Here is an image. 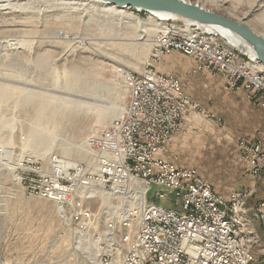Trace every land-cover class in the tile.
<instances>
[{
  "label": "built area",
  "instance_id": "obj_1",
  "mask_svg": "<svg viewBox=\"0 0 264 264\" xmlns=\"http://www.w3.org/2000/svg\"><path fill=\"white\" fill-rule=\"evenodd\" d=\"M175 27L210 30L181 19ZM156 39L155 59L184 54L194 61L193 75L223 78L229 91H244L264 111V75L253 67L212 53L211 44L195 38L170 39L169 31L160 29ZM214 43L231 44L218 35ZM144 77H154L155 87L124 74L126 102L106 127L89 137L84 160L60 153L32 155L22 134L9 150L0 145V223L17 197L39 198L52 202L71 227V254L84 264H233V257H240V240L219 222L217 228L198 224V216L228 218L225 195L214 199V193L204 190L206 179L195 167H188L186 175L171 176V169L180 166L172 155L174 139L192 113L204 112L177 75L150 67ZM158 81H166V88H158ZM239 146L251 178L264 157V130ZM189 180H196L199 190H191ZM158 184H167V192L155 193ZM193 192H200V199H193ZM200 200H207V208H199ZM210 203H218L219 212H210ZM171 206H178V213H171ZM112 208L111 219H104V211ZM124 218H131V226H124ZM106 220H115L114 233L105 232ZM83 242L91 243L95 262Z\"/></svg>",
  "mask_w": 264,
  "mask_h": 264
},
{
  "label": "rangeland",
  "instance_id": "obj_2",
  "mask_svg": "<svg viewBox=\"0 0 264 264\" xmlns=\"http://www.w3.org/2000/svg\"><path fill=\"white\" fill-rule=\"evenodd\" d=\"M225 2L224 7L217 8L210 3H205L204 5L192 0V3L203 5L202 7L207 10L239 21L245 20L247 24L252 22V26L264 30L262 24L264 0H225ZM231 4L238 6V8L233 9L234 12H230L232 11ZM254 5L256 6L253 7ZM250 8L254 9V11L248 12ZM125 11L128 14L138 16L140 19L158 24L156 21H149L150 15L147 12L135 9H125ZM27 15L29 16V14ZM28 19L29 22L26 20V25L24 24V26L26 27L25 31L29 30L31 38H26L25 47L17 51L20 56L27 59L25 67H19L17 59L8 58L6 55L7 52L13 53L14 50L9 47L5 51L0 50V82L10 86L8 87L11 90L10 93L13 92V96H8L10 103L7 102L6 106L4 105L7 109H5V112L8 113L7 118L12 120V144L17 140L19 134L25 135L29 140V122L36 116L35 108L39 98L35 95L38 93L52 94L60 90L67 82L69 84L71 80L68 76H65L64 72L69 71L72 67H81L83 69V73L88 78L84 86L89 90L86 93L64 90L63 95L92 96L90 102L99 110H116L118 106L123 104L122 109L126 102L127 92L126 96L118 95L115 91V84L122 82L125 71L129 72L128 76L132 74L142 76L143 71L150 67L166 74L177 75L183 88L189 93L190 97L192 96V99L195 96V99L199 100L198 98H200L204 102L211 100L212 96L218 98V96L223 95V92L220 93L223 78L212 77L206 73L200 76L193 75L194 61L190 57L179 52H173L170 55L155 59L153 55L156 53V44L154 45V42L152 46H148L144 50H133L130 48L128 41H115L117 37H125L127 39L132 38L135 34L133 28H122L123 25H121L120 18L116 14L109 15L100 12L97 7L80 5L75 6L70 11L66 9L48 12L40 11V14ZM166 24L161 25V31ZM25 27L22 28L25 29ZM54 31L64 32L65 36L57 38L55 34H52ZM156 37L157 35L153 39H156ZM140 43L143 42L140 41ZM226 45L232 47L228 43ZM239 52L241 53V51ZM65 53H67L66 56ZM97 53L109 55L112 61L101 59ZM38 55L48 58L45 65L40 68L35 66ZM262 67L264 68L263 65ZM48 71L52 78L56 76L58 80L44 78L43 75L48 74ZM15 73L16 75L21 74L27 82L21 84L19 82L23 79L9 76ZM51 82H57L59 89L50 87ZM214 82L216 85L213 86ZM23 89L35 91L34 98ZM236 96L247 95L242 91ZM123 97H125L124 101ZM196 102L199 103V101ZM49 107L51 108L52 106ZM257 110L260 109L258 108ZM260 111V114L264 115V111ZM56 127L57 129L54 130L56 133L55 145L46 156H41L43 158H46L51 153H60L66 159L84 160L85 157H79L78 154L82 153L85 155L87 139L104 128L102 125L91 121L83 125L84 130L81 134L83 136H78L76 134V126L70 122L64 120ZM221 127L213 122L207 125L208 132L214 131L217 140L222 139L220 142H223L225 146L224 158H221L224 160L223 164H217L214 168L205 172V177L195 168L214 189L217 188L216 191L218 190L220 194L225 195L224 198L226 200L234 198L229 196L233 190L229 193V190L225 192L223 187H220L222 184L219 181L220 178H223V175H220V170L221 173L235 179L230 187L236 190L235 197L239 194H242L243 198L246 197L250 222L248 233H251L254 238L256 236L253 252L257 264H264V168L258 178L252 176L250 178L247 162L240 151V138L233 130L220 132ZM263 130L264 128H259L250 137L243 136V138L251 142ZM217 144H219V141H217ZM64 145L70 147L71 152L65 153ZM6 147L9 150L11 146ZM217 160L220 161L219 153L217 154ZM249 182H253L254 186L248 187ZM156 202L160 203L157 200ZM171 208L178 210V207L175 206H171ZM111 211H114V208ZM108 212L110 211H104V219H111V216H107ZM7 213L6 218L0 223V264H84L80 258L72 255L75 253L72 252L71 227L62 220L52 202L20 196L12 202ZM124 226H131V218H124ZM106 227L112 228L113 232H115V220H106L105 232H107ZM82 247L89 255L95 254L97 259V253L92 252L90 242H83ZM96 259L93 261L95 262Z\"/></svg>",
  "mask_w": 264,
  "mask_h": 264
},
{
  "label": "bare ground",
  "instance_id": "obj_3",
  "mask_svg": "<svg viewBox=\"0 0 264 264\" xmlns=\"http://www.w3.org/2000/svg\"><path fill=\"white\" fill-rule=\"evenodd\" d=\"M184 1L192 3V0H184ZM196 2L204 5L205 3H210L211 5L216 6L217 8L224 7L225 6L224 4L226 3L225 0H196ZM80 5H84V6L87 5L94 8L97 7V9L99 8L100 12L107 13L109 15L116 14L120 18L119 20L121 25L126 26V27L122 26L123 29L133 28L135 34L132 38L126 39L125 37L124 38L117 37L115 39V41L116 40L128 41L129 45L131 46L130 48H132L133 50L135 49L144 50V48H147L148 46H152L153 42L154 45L155 44L157 45V39H153V37H155L158 34V32L161 29V25L167 23L165 26L162 27V31H169L170 39L190 40V38H195L197 41L202 42L204 44H211L212 53L224 54L226 57H228V60L232 62H242L246 64L247 67H253V72H260L261 75H264V68L262 67L261 64H259L258 59L256 57H253V55L243 52L242 50H239L241 51L240 53L239 51H236L238 50L237 48L227 46L226 43L225 44L214 43L217 41V35L211 30H190L189 27H175V23L177 20L179 19L188 20V19L185 18L183 19L171 13L148 11L147 13L150 15L149 21H156L158 23L156 24L154 22H148L147 20L140 19L138 16L128 14L124 8L110 6L101 0H0V50L5 51L7 50V47L14 50L15 52L14 51L13 53L7 52L6 55L8 56V58L9 57L13 59L15 58L14 60L17 59L16 61L19 67L22 68L25 67V62L27 61V59L25 57L20 56L17 53L19 49H23L25 47L24 45V42H26L25 39L31 38L29 34V30L25 31L26 30V27L24 26L25 21L26 20L28 21L29 20L28 18H33V16L40 14V11L48 12V11H55L61 9H66L67 11H70V9H73L75 6H80ZM199 6L202 7L203 5H199ZM255 6L256 5H254L253 7ZM230 7L232 8V11L230 12H234L233 9L238 8V6L233 4H231ZM253 11L254 9L250 8L248 12H253ZM27 14H29V16ZM196 24L202 26L201 23H196ZM248 24L249 26H252L251 25L252 22L251 24L250 23ZM262 24L264 26V18ZM22 27H25V29H23ZM214 27L217 29H221L226 34L227 36L226 38H228V36H232L233 38L240 40L246 48L251 47L249 46V44L244 42L239 36H237L232 31L219 26H214ZM252 27L258 33L264 36V30H260L255 26ZM52 34L53 35L55 34L57 38H63L65 36L64 32H59V31H54ZM231 40L234 41L233 39ZM140 41H142L143 43H140ZM66 55L67 53H65V56ZM97 55L101 57V59L103 58V60L105 59L108 61H112V58L109 55H108L109 57L104 53H100V54L97 53ZM42 56L43 55L40 56L38 55L35 61L36 62L35 66L37 67L39 66V68L43 67L48 59ZM84 58L88 59L87 57ZM64 73L65 76L66 77L68 76V78L71 81L69 82V84H67L68 82L67 83L65 82L66 83L65 86L61 87L60 90L52 94H43V93L36 94V92L33 90L23 89L26 92H28L30 95H32L33 98L35 94H36L35 96L39 97L35 108L36 116H34V118L29 122V129H28L29 130L28 148L31 151L32 155L35 154V156L44 157L48 154L50 149L55 145L54 142H56L55 141L56 133L54 130L57 129L56 126L60 124L62 121L65 120L67 122H70L72 125H75L76 134H78V136H83L81 135L84 130L83 125L92 121L102 125L103 127H106L111 122V120L119 114L121 107L123 105L122 104L121 106H118L116 110H99L94 106L93 103L90 102V98L92 96H78V94L77 96H64L63 95L64 90L75 91L78 93H86L89 90L86 89V86H84V83H87L86 80L88 78L87 75L83 73V69H81V67L80 68L72 67L69 71H66ZM20 75L21 74L16 75L15 73V74H10L9 76L10 77L15 76V78L23 79L22 75L21 76ZM43 76L44 78H49L52 80L57 79L56 76L52 78L51 75L49 74V71L48 74H44ZM130 76H135L136 81H143L144 87H155L154 77H144L143 79V75L139 76V74L138 75L132 74ZM26 82L27 80L23 79L19 83L25 84ZM122 82L120 81L119 83L117 82L115 84V91L118 95L126 96L125 85H123L124 83ZM51 83L52 84L50 85V87L54 89L58 88L57 82L56 83L51 82ZM8 87L10 86L4 84L3 82H0V145H3L4 147L12 145L11 143L12 120L7 118L8 113L5 112L7 110L5 107L6 103L9 102L8 96H13V92L10 93L11 90ZM158 88H166V81H158ZM37 97L35 98L37 99ZM124 100L125 97H123V101ZM31 101L33 100L31 99ZM13 104L16 105L15 102H13ZM49 106L52 107L50 108ZM63 148H65V150L63 149L65 153L68 154L69 152H71L70 147L64 145ZM78 156L85 157V155H83L82 153H79ZM263 168H264V157H260L258 172H253L251 176L254 178H258ZM178 174L179 175L188 174V168L174 166V169H171V176H178ZM200 177L203 178L201 175ZM189 187H191V190H199V183L196 182V180H189ZM204 190L208 191V193H214V199H221V194L217 192L216 189H214L213 186L206 180H204ZM154 192L155 193L167 192V184L154 185ZM193 199H200V192H193ZM246 202H247L246 197L243 198L242 194H239L238 196L234 197L232 200H226L223 197V205H225L229 211L228 218H226L225 215H218V219L209 218L206 216H198V224L202 225V227L217 228L219 222V224H223V227H227L228 230L232 232V238L234 240H240V247H237L236 249V256H240V257H233V264H257L255 254L253 252L254 245L256 243L255 242L256 236L254 234L255 236L254 238L251 233H248L250 222H249ZM199 208H207V200H200ZM111 212L114 211L108 212L107 216H111ZM210 212H219L218 203H210ZM171 213H178V210L171 208ZM106 229H107L106 233H114L112 228L106 227ZM92 259L93 260L96 259L95 254L92 255Z\"/></svg>",
  "mask_w": 264,
  "mask_h": 264
},
{
  "label": "crops",
  "instance_id": "obj_4",
  "mask_svg": "<svg viewBox=\"0 0 264 264\" xmlns=\"http://www.w3.org/2000/svg\"><path fill=\"white\" fill-rule=\"evenodd\" d=\"M224 84L223 80L220 89V93L223 92V95L218 98L212 96L211 100L202 102L200 98L197 100L193 96L192 99L191 96L193 102L197 103L204 113H192L183 123V128L172 145V155L178 157V164L183 168L196 167L203 177L206 176L205 172L224 162L221 158H224L225 146L223 142H220L222 139L217 140L214 131L208 132L207 125L209 123L213 122L222 126L220 132L233 130L240 138L239 140H248L243 136L248 138L257 129L264 128V115L260 114L261 111L257 110L258 107L249 100L248 96H236L242 91H229ZM214 85H216L215 82ZM221 137L223 138V136ZM218 153L220 161L217 160ZM220 175H223L219 181L222 184L220 187H223L225 192L229 190L230 193L231 190H234L230 185H233L232 182L235 179L221 173V170ZM250 186H254L253 182L248 183V187Z\"/></svg>",
  "mask_w": 264,
  "mask_h": 264
},
{
  "label": "water",
  "instance_id": "obj_5",
  "mask_svg": "<svg viewBox=\"0 0 264 264\" xmlns=\"http://www.w3.org/2000/svg\"><path fill=\"white\" fill-rule=\"evenodd\" d=\"M104 3L124 9H135L144 12L158 11L175 14L181 18L195 23H201L203 27L212 30L220 38L228 41L238 49L255 56L264 66V36L257 33L245 20L239 21L226 15L207 10L199 4L186 2L184 0H101ZM214 26L228 29L239 36L244 42L251 46L246 48L240 40L228 36ZM233 39L234 41H232Z\"/></svg>",
  "mask_w": 264,
  "mask_h": 264
}]
</instances>
